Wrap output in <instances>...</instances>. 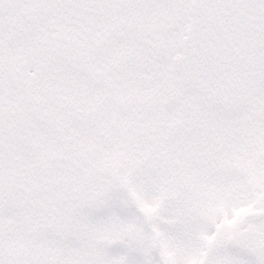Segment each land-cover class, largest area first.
I'll use <instances>...</instances> for the list:
<instances>
[{"label": "rangeland", "instance_id": "374dc122", "mask_svg": "<svg viewBox=\"0 0 264 264\" xmlns=\"http://www.w3.org/2000/svg\"><path fill=\"white\" fill-rule=\"evenodd\" d=\"M16 2L17 13L31 4L54 18L69 9L68 3ZM22 36L12 51L0 49V63L12 64L21 76L46 50L40 32ZM8 38L6 33L0 43ZM261 67L254 102L242 93L235 115L197 113L182 124L171 118L152 132L162 120L143 117L135 101L129 100L127 112L118 101L81 113L75 137L87 139L80 146L66 143L68 133L43 153L24 156L26 164L35 158L46 176L16 183L22 197L12 198L17 210L1 217L2 251L18 264H252L245 256L250 250L264 264V220L254 226L244 220L251 210H264V59ZM105 110L113 112L110 123L99 117ZM39 129L18 145L3 138L0 165L12 160L10 150L31 149L32 140L44 138ZM73 149L79 159L70 169ZM63 155L69 157L64 167L53 172Z\"/></svg>", "mask_w": 264, "mask_h": 264}, {"label": "flooded vegetation", "instance_id": "af4514ba", "mask_svg": "<svg viewBox=\"0 0 264 264\" xmlns=\"http://www.w3.org/2000/svg\"><path fill=\"white\" fill-rule=\"evenodd\" d=\"M45 1L68 3L69 9L54 18L53 12L31 4L17 13L16 0H0V37L6 33L9 37L0 49L12 51L22 33L27 37L34 32L42 34L46 49L39 63L31 58L23 76L12 64L0 63V142L4 138L18 145L31 140L39 128L46 131L38 143L32 140L31 149L10 150L12 160L0 165V183L3 177L9 180L0 190V220L17 210L11 200H21L15 191L18 181L46 176L35 158L26 164L24 156L43 153L68 133L66 143L80 146L87 137H75L78 117L98 103L113 108L120 101L126 111L129 100L135 101L143 117L162 120L152 125L151 131L158 132L163 120L171 118L182 124L197 113L235 115L242 93L254 102L264 59V0ZM24 19L29 26L24 27ZM173 109L178 113L175 117L169 114ZM112 113L105 110L99 117L110 123ZM94 137L102 143L112 141ZM71 153L66 167L73 169L79 156L74 149ZM67 158L54 160L52 171H61ZM245 256L252 264H262L250 250ZM13 257L0 246V264H18Z\"/></svg>", "mask_w": 264, "mask_h": 264}, {"label": "water", "instance_id": "95a60500", "mask_svg": "<svg viewBox=\"0 0 264 264\" xmlns=\"http://www.w3.org/2000/svg\"><path fill=\"white\" fill-rule=\"evenodd\" d=\"M1 83L2 82H0V94L3 93ZM245 218L248 221H259V220L264 218V211H258V210L252 211V212L248 213Z\"/></svg>", "mask_w": 264, "mask_h": 264}]
</instances>
